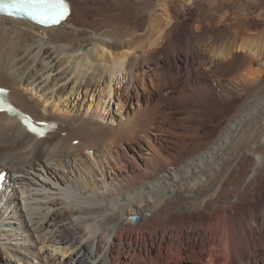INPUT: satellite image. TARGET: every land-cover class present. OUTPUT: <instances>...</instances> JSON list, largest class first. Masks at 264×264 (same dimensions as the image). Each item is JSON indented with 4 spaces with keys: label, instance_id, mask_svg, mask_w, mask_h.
I'll list each match as a JSON object with an SVG mask.
<instances>
[{
    "label": "bare ground",
    "instance_id": "1",
    "mask_svg": "<svg viewBox=\"0 0 264 264\" xmlns=\"http://www.w3.org/2000/svg\"><path fill=\"white\" fill-rule=\"evenodd\" d=\"M68 1L0 14V86L51 126L0 112V264H264V0Z\"/></svg>",
    "mask_w": 264,
    "mask_h": 264
},
{
    "label": "snow or ice",
    "instance_id": "2",
    "mask_svg": "<svg viewBox=\"0 0 264 264\" xmlns=\"http://www.w3.org/2000/svg\"><path fill=\"white\" fill-rule=\"evenodd\" d=\"M0 11L8 15L13 12L22 13L41 24L59 25L70 13L68 0H0ZM0 89V92H3ZM30 130L37 135H45V129L38 123L25 120Z\"/></svg>",
    "mask_w": 264,
    "mask_h": 264
},
{
    "label": "rangeland",
    "instance_id": "3",
    "mask_svg": "<svg viewBox=\"0 0 264 264\" xmlns=\"http://www.w3.org/2000/svg\"><path fill=\"white\" fill-rule=\"evenodd\" d=\"M82 1V0H81ZM86 5H89V4H86ZM183 37L180 38V41L182 42ZM206 99H204L203 101L205 102V109L204 111L202 112H225L227 110H229L231 108V104H233V102L231 101H223L220 97H215V96H212V97H205ZM210 104V105H209ZM216 106V107H215ZM207 109V110H206ZM213 109V110H212ZM202 131L199 130V133H201ZM211 222L214 221V219L210 220ZM154 261H155V264H157V260L161 261L162 259L165 260V258H158V256L156 255V252H154L151 256H150ZM243 260V258H242ZM245 261V260H243ZM235 264L234 263V260H230V264Z\"/></svg>",
    "mask_w": 264,
    "mask_h": 264
},
{
    "label": "water",
    "instance_id": "4",
    "mask_svg": "<svg viewBox=\"0 0 264 264\" xmlns=\"http://www.w3.org/2000/svg\"><path fill=\"white\" fill-rule=\"evenodd\" d=\"M137 218V216H133V219L135 220Z\"/></svg>",
    "mask_w": 264,
    "mask_h": 264
}]
</instances>
